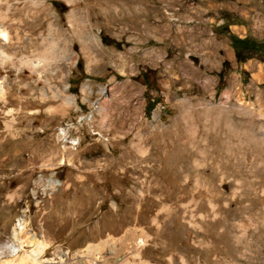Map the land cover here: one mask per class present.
Instances as JSON below:
<instances>
[{
	"label": "rangeland",
	"instance_id": "1",
	"mask_svg": "<svg viewBox=\"0 0 264 264\" xmlns=\"http://www.w3.org/2000/svg\"><path fill=\"white\" fill-rule=\"evenodd\" d=\"M0 26V247L120 263L140 231L143 264H264V53L229 41L264 45V0H0ZM39 33L73 107L28 69Z\"/></svg>",
	"mask_w": 264,
	"mask_h": 264
},
{
	"label": "bare ground",
	"instance_id": "2",
	"mask_svg": "<svg viewBox=\"0 0 264 264\" xmlns=\"http://www.w3.org/2000/svg\"><path fill=\"white\" fill-rule=\"evenodd\" d=\"M0 28H2V26H0ZM1 35L2 31H0V36ZM36 40L41 48L40 53H38L40 55L38 57H33L32 60L30 59L29 61L31 62L28 61L30 64L26 65L29 66L28 69H30L36 76V78L41 83H44L46 87L45 90L42 89V98L45 99L46 97H48V93H51L52 96H50V98H52L53 100H57V98H60L64 105L67 106V108L73 107L74 97L68 95L67 87L64 86L63 88L58 89L57 86H55L56 82L62 83L63 81V69L65 65H68L65 64V62L69 60L70 56L68 55V50L63 48L61 51H56L55 45L49 43V41L44 39V37H42L40 33L38 34ZM57 49H59V47ZM64 133L65 131L61 129L60 135H64ZM164 155V160L166 163H168L169 166V172L167 171V178L165 179L171 185V183L179 179L178 175L176 176L172 174L173 166L175 165L177 158L176 155L173 154V151L171 149H169V152ZM181 157H183L182 159L187 163L192 159V156L183 155ZM194 161L196 160L192 159L191 163H194ZM185 171L190 172V169H187L186 167ZM20 233H27L26 228L23 225L19 226L18 229L15 230L14 236H17ZM144 239L145 235H142L140 231H137L129 235L127 239L120 242L119 251L126 249L130 250L132 254L131 258L121 261L120 263H113L110 259L107 258V256L104 255V253V256L101 255L98 257H93L91 262L88 261V263L85 260L88 257L85 258L84 255L79 256L78 254H75L71 256L68 253H62L60 251L52 252V258L50 260L43 261L41 256L47 251V249H49V247L51 246V242L49 241V239H47L46 241L39 243V241L36 240L35 237H28V240L26 238V240H24L23 242L14 241L11 244L0 247V264H143V262L140 261L139 256ZM28 243L36 248L34 254H31L24 250V245H27ZM104 247L105 243H99L98 245L94 246L93 250L90 253H87V255L95 256L98 254V252L102 251Z\"/></svg>",
	"mask_w": 264,
	"mask_h": 264
},
{
	"label": "trees",
	"instance_id": "3",
	"mask_svg": "<svg viewBox=\"0 0 264 264\" xmlns=\"http://www.w3.org/2000/svg\"><path fill=\"white\" fill-rule=\"evenodd\" d=\"M229 41L230 48L232 49L236 59H240L242 55H245L248 51H252L254 53H264V45L252 39L250 36H246L243 39L230 37ZM146 88L152 89L150 86H146Z\"/></svg>",
	"mask_w": 264,
	"mask_h": 264
},
{
	"label": "water",
	"instance_id": "4",
	"mask_svg": "<svg viewBox=\"0 0 264 264\" xmlns=\"http://www.w3.org/2000/svg\"><path fill=\"white\" fill-rule=\"evenodd\" d=\"M193 63L195 66H197V61H196V58H192V57H188Z\"/></svg>",
	"mask_w": 264,
	"mask_h": 264
},
{
	"label": "crops",
	"instance_id": "5",
	"mask_svg": "<svg viewBox=\"0 0 264 264\" xmlns=\"http://www.w3.org/2000/svg\"><path fill=\"white\" fill-rule=\"evenodd\" d=\"M227 28H228V26H227ZM229 28H236V26H229ZM236 33V32H235ZM237 34V33H236ZM240 35V33H238V35L237 36H239Z\"/></svg>",
	"mask_w": 264,
	"mask_h": 264
},
{
	"label": "built area",
	"instance_id": "6",
	"mask_svg": "<svg viewBox=\"0 0 264 264\" xmlns=\"http://www.w3.org/2000/svg\"><path fill=\"white\" fill-rule=\"evenodd\" d=\"M71 145H75V143L74 142H71Z\"/></svg>",
	"mask_w": 264,
	"mask_h": 264
}]
</instances>
